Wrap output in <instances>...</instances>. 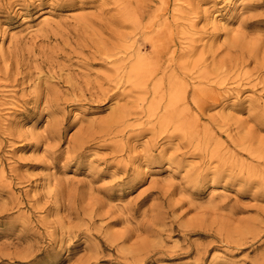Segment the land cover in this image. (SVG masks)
I'll return each instance as SVG.
<instances>
[{"label": "rangeland", "instance_id": "374dc122", "mask_svg": "<svg viewBox=\"0 0 264 264\" xmlns=\"http://www.w3.org/2000/svg\"><path fill=\"white\" fill-rule=\"evenodd\" d=\"M63 1L0 0V264H264V0H189L195 24L179 32L195 48L179 74L232 66L236 43L257 59L209 85L218 101L190 106L198 124L180 117L192 125L169 123V134L144 91L109 84L118 65L86 43L134 54L148 33L143 10L161 2L131 0L134 24L106 0ZM16 52L29 66L7 85ZM70 78L108 97L74 98Z\"/></svg>", "mask_w": 264, "mask_h": 264}, {"label": "bare ground", "instance_id": "6f19581e", "mask_svg": "<svg viewBox=\"0 0 264 264\" xmlns=\"http://www.w3.org/2000/svg\"><path fill=\"white\" fill-rule=\"evenodd\" d=\"M106 1L114 5H119L122 12L125 13L126 19L134 24L137 23L135 18L136 12L132 7L133 3L131 0ZM159 1L161 2V6L164 7L163 11L143 10V14L150 15V18H147L144 23V28H146L148 33L145 35L141 47H138L134 54L128 55V49L122 47L108 49L107 44L102 40L94 42L92 39H89L86 43L87 46L94 50L91 52L92 57L100 58L105 61H112L113 65H118L115 68V79H109V84L113 83L116 86L121 84H132L144 91L147 97L145 100L149 103L148 113L158 115L160 124L165 122L168 123L166 127L162 128L161 131H163V133L169 134V123L174 124L173 129L175 131L186 132L188 125H192V123H188L186 120L182 121L179 118L184 117L198 124L199 121L197 117L192 116L190 113L192 109L190 106L194 104L198 110H204L206 107L208 108L209 103L207 100H212L214 93V89L209 85L215 81H217V85H222L233 72L237 73L242 70V68H240L242 64L247 63L249 60L257 59V50L255 49L256 47L251 46V48H249L240 43H236L232 49L235 53L240 54V59L232 66L225 65L217 72L206 71V67H203L204 70H197L195 73L190 71L186 75L179 74L182 69L187 68V65L182 66L179 60L182 57L189 56L195 48L194 34L179 32V29L181 26H194V15L196 13L193 12L189 0L185 2H183L184 0H175L173 9H170L171 0ZM181 2L183 3L181 4ZM64 4L67 6H74L73 0H68L64 2ZM165 13H169L173 21H170V18L167 17ZM137 26L139 27V24H137ZM85 29L83 30L84 33ZM82 38L84 39L85 37ZM147 48L152 50L151 55L147 56L143 54L142 51ZM121 55H126V57L123 58ZM23 56L25 55L23 54ZM246 56L249 58L248 61H246ZM16 57H20V52H16L11 59ZM1 61L5 62L6 58L0 60V62ZM35 61L39 62L37 69H52L56 66L50 59L47 61L35 59ZM259 62L260 66L264 65V55L259 59ZM24 66L29 65L24 62L22 64L20 59L17 58L15 62H11L10 65L6 66L7 76L5 79L9 82L7 85L17 83L18 76L24 75ZM76 81L77 82H74V78L67 80V83L70 85L69 92L74 98L83 99L89 96L100 100L108 97L101 88H89V83L83 85L78 80ZM193 81H196L197 85L195 84L192 86ZM12 87L15 89L14 86ZM206 87L210 88L207 89ZM236 91L239 93L238 90H232V92ZM226 95L229 96L230 94L227 93ZM39 96L40 95H38V97ZM151 96L152 98L149 101L148 97ZM213 100L218 101L216 98ZM164 102H167V104L165 105ZM246 139H248V137L239 138L238 142L244 146L243 143ZM137 213L138 211L134 209V214L128 217L126 222L129 224L134 223L133 220L136 218ZM140 227L141 225L137 226L133 231L127 230V238L124 235L123 237L108 241L109 244L102 241V246L109 245L107 247H112L116 243H124L126 239L128 240V238H130L131 234H135V232L139 231ZM131 250L133 253L138 254L146 252L145 248L139 249L137 246L131 248Z\"/></svg>", "mask_w": 264, "mask_h": 264}]
</instances>
